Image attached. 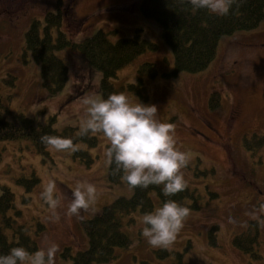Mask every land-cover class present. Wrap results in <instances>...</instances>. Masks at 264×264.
Returning a JSON list of instances; mask_svg holds the SVG:
<instances>
[{"label": "rangeland", "instance_id": "1", "mask_svg": "<svg viewBox=\"0 0 264 264\" xmlns=\"http://www.w3.org/2000/svg\"><path fill=\"white\" fill-rule=\"evenodd\" d=\"M138 2L62 0L66 22L63 21L61 29L75 43L98 30L107 33L114 42L132 37L138 29L141 39L157 46L156 51L145 52L110 81L117 88L124 86L121 92L139 102L125 86L136 81L141 63L155 64L158 76L143 78L148 94L145 104L156 105L158 119L174 125L177 148L190 155L189 164L182 171L198 208L191 210L177 240L167 250L181 253L185 264H264V217L256 221L246 215L264 201V145L254 154L242 143L253 134L264 138V17L250 31L222 37L215 58L205 70L171 76V51L161 38L159 26L140 15ZM54 4L55 0H0V97L12 113L40 124L55 114L57 131L67 126L79 131L83 115L80 100L90 92H100L96 87L98 71L88 67L80 52L57 51L56 56L68 68V80L61 92L49 96L41 86L39 66L29 57L26 62L22 60L24 33L30 22L37 20L42 24L43 15L54 12ZM211 94L220 96V106L215 110L208 107ZM95 135L99 140L97 147L88 149L78 144L79 150H86L93 159L89 167L75 160L73 153H57L47 148V155H40L25 140L0 142V187L9 188L14 195L13 207L6 215L15 225L27 229L29 237L35 240V251L55 240L59 245L55 264H71L61 257L63 249L74 255L87 246L82 221L117 197L130 193L123 183L109 182L104 157L107 141L101 134ZM32 174L38 182L28 190ZM20 179L27 182L18 183ZM49 179L55 180L62 198L58 221L50 219L48 207L39 199ZM78 181L97 185V201L88 211L81 210L82 219L68 218L63 215V206L70 201ZM228 216L234 217L237 225L228 224ZM140 218H137L139 225L131 229V246L119 250V255L107 264H170L171 259L158 260L154 254L157 249L142 238ZM256 222L255 251L259 258L254 259L234 248L232 240ZM214 226L211 245L208 231ZM5 233L14 241L11 230Z\"/></svg>", "mask_w": 264, "mask_h": 264}, {"label": "trees", "instance_id": "2", "mask_svg": "<svg viewBox=\"0 0 264 264\" xmlns=\"http://www.w3.org/2000/svg\"><path fill=\"white\" fill-rule=\"evenodd\" d=\"M62 0H55V10L47 11L43 15V23L37 20L30 22L28 30L24 33L22 60L26 62L29 57L39 66L40 83L46 94L56 95L65 87L68 80V68L56 56V52L65 49L80 52L90 69L103 73L100 80V92L107 96L113 92H121L124 86L118 88L111 83V79L121 69L134 62L145 52L157 50L152 41L141 39L140 30H135L132 37L119 38L111 42L107 33L98 30L91 37L83 39L80 43L68 38V32L61 29L66 22L61 8ZM140 15L154 21L160 28V35L164 44L170 49L173 58L171 76L180 73L194 74L207 68L216 55L219 40L238 31H250L258 26L264 17V0H238L230 10L229 15L217 17L210 15L206 10L196 14L185 0H139ZM64 21V22H63ZM71 35V34H70ZM134 83L127 84L125 88L130 94L142 103L148 101V94L143 78L154 79L158 76L157 67L151 62L141 63L137 70ZM220 106V96L211 94L208 107L215 110ZM55 114L40 124L20 113H12L0 97V142L25 140L30 142L36 154L47 155V148L41 143L40 137L44 134L72 137L74 143L83 144L92 149L99 144L95 134L79 136L75 127L67 126L57 131L54 128ZM243 146L256 154L264 145V138L253 134L250 138L242 140ZM73 158L86 167L93 163L92 157L86 150L73 153ZM259 162V157L257 158ZM108 180L112 184H122L119 176H114L108 168ZM27 181L20 179L18 183ZM38 182L32 174L28 190ZM172 199L178 201L191 210H197L194 193L187 187L183 192L177 193ZM160 187L150 186L148 189L136 188L128 195L117 197L110 204L104 205L90 219L81 222L82 232L87 240V246L74 255L63 249L61 257L70 260L71 264H107L113 261L119 250L128 249L132 243L131 229L137 227V218L146 212H151L165 201ZM14 195L9 188L0 187V254H7L9 249L23 246L29 252L36 250L35 240L29 237L27 229L7 217V212L13 207ZM192 201V204H188ZM12 231V239L5 231ZM216 227L208 231L209 244L214 245V232ZM258 224L250 223L248 230L233 238L232 244L238 251L257 259L255 251L258 243ZM154 254L158 260L171 259L170 264H185L182 254L167 249H157ZM145 263V262H143ZM145 264H151L150 262Z\"/></svg>", "mask_w": 264, "mask_h": 264}, {"label": "clouds", "instance_id": "3", "mask_svg": "<svg viewBox=\"0 0 264 264\" xmlns=\"http://www.w3.org/2000/svg\"><path fill=\"white\" fill-rule=\"evenodd\" d=\"M196 14L206 10L210 15H229L238 0H185ZM103 73H96V87H99ZM83 115L79 121V136L101 134L107 141L104 152L105 165L110 173L119 176L120 181L134 192L136 188L148 189L158 186L166 198L151 212L140 218L141 236L154 249H170L184 227L191 209L172 199L187 186L183 169L190 161V155L176 146L174 125L162 122L157 117L154 104L133 102L124 92H113L107 96L93 91L80 100ZM40 141L57 153H74L79 150L72 137L44 134ZM98 197L96 184L78 181L70 201L63 206V215L79 217L81 210L91 209ZM39 199L48 207L50 219L58 221V209L62 198L57 193L55 180L49 179L39 193ZM251 220L264 217V201L246 213ZM226 222L237 225V220L228 216ZM59 245L55 240L35 252L23 246L9 249L0 254V264H55Z\"/></svg>", "mask_w": 264, "mask_h": 264}]
</instances>
